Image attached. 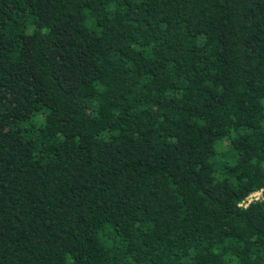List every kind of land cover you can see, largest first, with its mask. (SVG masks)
<instances>
[{
  "label": "trees",
  "instance_id": "trees-1",
  "mask_svg": "<svg viewBox=\"0 0 264 264\" xmlns=\"http://www.w3.org/2000/svg\"><path fill=\"white\" fill-rule=\"evenodd\" d=\"M0 264H264V0H0Z\"/></svg>",
  "mask_w": 264,
  "mask_h": 264
},
{
  "label": "built area",
  "instance_id": "built-area-1",
  "mask_svg": "<svg viewBox=\"0 0 264 264\" xmlns=\"http://www.w3.org/2000/svg\"><path fill=\"white\" fill-rule=\"evenodd\" d=\"M262 194H263L262 191L252 193L250 196L247 197L246 201L243 202V205L247 207L250 203L254 201H260L262 199Z\"/></svg>",
  "mask_w": 264,
  "mask_h": 264
}]
</instances>
